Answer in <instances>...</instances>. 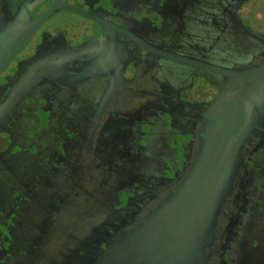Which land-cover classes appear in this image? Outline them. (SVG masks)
<instances>
[{
	"label": "flooded vegetation",
	"instance_id": "af4514ba",
	"mask_svg": "<svg viewBox=\"0 0 264 264\" xmlns=\"http://www.w3.org/2000/svg\"><path fill=\"white\" fill-rule=\"evenodd\" d=\"M65 1L86 10L100 23L75 13L91 24L83 35L60 26L49 28L55 12L34 30L0 72L2 76L20 66L12 81L0 79V104L12 103L0 117V135L3 132L7 138L0 146V259H5L7 248L16 243L26 249L43 245L48 255L44 244L50 245L59 232L73 238L72 245H77L78 250L85 251L86 247L90 255L100 257L101 243L93 241V237L85 243L84 233L96 232L94 220L100 213L109 214L116 206L130 213L131 208H136V203H131L133 183L124 179L116 193L106 177L110 172L115 178L121 173L137 176L141 172L145 177L143 163L133 159L139 153L161 171L160 181L151 179L156 187L153 198L163 197L169 205L159 212L156 222L160 228L156 231L172 239L175 246L174 252L155 254L154 263L264 264V127L260 126L262 119L264 126V75H253L245 81L168 55L239 73L264 66V30L242 14L249 0L240 3L239 19L223 0ZM41 2L0 0V44L9 48L11 41L27 32L36 20L29 22L32 14L44 3ZM259 2L256 16L261 13L264 18V0ZM129 35L146 41L152 49ZM90 37L101 46L86 43L85 49H74ZM24 48L30 53L18 59ZM4 51L0 52L1 59ZM93 53L96 56L90 58ZM114 56L121 60L117 72L112 63ZM133 65L140 66L142 74L124 80L126 71H135ZM146 77L170 87L147 91ZM27 79L31 82L21 83ZM199 80L209 86V97L204 102L186 96ZM116 89L131 96L121 99L123 106L109 97ZM66 99L76 107L88 101L93 105L91 113L103 122L98 104L125 119L133 118L127 110L132 103H127L134 102V113L147 117L136 116L141 124L135 125V139L141 146L124 143L119 147V142L103 136L108 130L83 125L66 127L64 121L73 116L62 111L61 104ZM219 114L227 117L224 119L228 124L221 123L218 134L212 125L221 122ZM57 119L62 124L56 123ZM129 121L128 127L132 128ZM106 141L112 144L107 147ZM90 161L97 166L96 174L102 175L99 169L104 171L101 187L106 194L85 191L82 177L84 170L94 167L87 163ZM167 182L173 185L171 189ZM115 198L123 203L115 206ZM212 198L221 200L212 204ZM89 205L92 214L85 211ZM176 211L186 220L170 219ZM178 221L186 223V228H181ZM171 222L175 223L171 228L178 231L163 234ZM29 230L33 236L27 235ZM111 253L108 264H131L123 260L122 254ZM94 259L95 264L101 262ZM135 263L144 264L142 258L132 264Z\"/></svg>",
	"mask_w": 264,
	"mask_h": 264
},
{
	"label": "rangeland",
	"instance_id": "374dc122",
	"mask_svg": "<svg viewBox=\"0 0 264 264\" xmlns=\"http://www.w3.org/2000/svg\"><path fill=\"white\" fill-rule=\"evenodd\" d=\"M259 3L260 2H257L256 0H249V4L243 10L242 14L246 16L244 17L248 21H250L253 24H256L259 28L264 30V18H262L263 15L259 13L258 16H256ZM260 8L262 9V7ZM66 11L65 10L56 11L55 15L48 22V27L54 28L60 26L61 28L69 32H75L78 35H83L85 29L91 26L90 22L82 19L73 12H69V11L66 12ZM27 48L26 49L24 48V50L20 53V55L17 56L18 59L30 53L29 49ZM114 58L115 60L112 61V63H115V65L117 66L116 67V72H117L118 68L120 67L119 62L121 60L119 59L120 58L119 56H114ZM133 67L135 68V71L128 70L123 74L122 78H124V80L129 79L130 81L132 78H135L137 74L139 75L142 74V70L140 66L138 68L135 67V65H133ZM110 74H113V72H110ZM148 83H152L153 85L149 86ZM144 85L147 86L146 90L150 92L154 91L152 87L155 86H159L161 88L170 87V85H167L166 82H162L161 80H154V78L152 79L148 78V81ZM208 87L209 86L205 84L204 80H199L198 85H196L190 91H186V96L188 98L195 97L197 100H200L199 102L201 101L204 102L209 97L210 92L207 93L208 91H206L208 90ZM109 97L114 101L116 105H120V106L124 105L121 103V99H127V97L128 99L131 98V96H129L125 90H121V89L114 90V93H111ZM147 97L150 98L152 96L151 94H148ZM132 98H134L135 100V97ZM137 100H139V98H137L136 101ZM6 102L7 101H5V103ZM130 103L132 104L129 105L127 110L130 111V114L133 115V118L126 117L125 119L123 117L120 118V116H115V114L110 113V111L108 110H105V108H103L104 107L103 105L100 104H98L97 106L95 105L98 111L103 114V118L105 119V121L103 122L102 120L97 119L96 116L91 113L90 108H92L93 105L88 103V101H86L85 103L79 102L76 107L74 103H71L70 101L67 102L66 99L63 100L61 104L62 111H69V116L72 114L73 116L69 117V119H66V121H64L63 124H65L66 127L68 128L70 126H73L74 128H78L79 126L83 125L85 126V128L92 127L94 129L99 128L105 131L108 130V132L105 133L106 135L104 134L103 136L105 138L107 136H110L109 137L110 141L119 142L120 143L119 147H123L124 143H128L130 147H139V145L141 146V144L137 145L138 141L137 139H135V133L138 130L135 128L136 127L135 125L136 124L140 125L141 123L137 121L136 116L137 115L141 116V118L144 119L146 116L143 114L134 113L135 110H133V107L137 105H134V102H129L127 104ZM139 105L142 106V104ZM174 105L177 109L178 108L180 109V105L177 104ZM3 106H2V110H3ZM8 108L10 107H7V109ZM17 109H20V107ZM117 112H121V111L117 110ZM1 114L2 111L0 112V117ZM97 116L102 118L99 115ZM130 119L132 122L131 124L133 125L132 128L128 127V124L130 123L129 121ZM56 123L62 124L59 119L56 120ZM229 123H231L229 128H232L233 127L232 122L230 121ZM59 124H55V126H58ZM66 127L64 128L66 129ZM111 129H113V131ZM61 134L58 137H61ZM88 135L89 134H86V136ZM140 136L142 140H146L142 135ZM110 141H106V144L108 145L107 147H109L112 144ZM6 142H7V138L2 132V135H0V146L4 145ZM133 159H135L136 161L139 160V162L143 163L144 168L142 169V171L145 177L141 175L142 173L141 172L140 174L138 173L137 176H135V174L134 175L130 174L128 176V174L123 175L121 173L122 176L117 175L115 178L114 172H110V176L106 177L107 178L106 181H108V179L109 181H112L109 184L112 186L111 188H113L114 192L116 193L120 190V186L123 187L122 184L124 183V179L131 181L133 183L132 185H134V190L131 196L133 199L131 203H136V208H131L132 210V211L130 210L131 213L126 209L123 208L121 209L117 207L116 204L118 205L119 203H123V201L119 200L118 198H115L112 204H114L117 209L115 211L114 210L111 211L109 214L100 213L99 215H97L96 221L94 220V223L96 224V228H95L96 232L92 233V231H89L88 233L87 232L84 233L85 234L83 238L84 240H88L89 237H93V241L99 240V243H101L102 245L101 250H103V253L101 254L100 257L99 256L96 257V255L94 254L90 255L89 253L91 250H87L89 252L83 251V249L81 251L78 250L77 247H75L77 245H72V242H75L73 238H70L69 236H66L64 233L59 232L58 234L54 235V237L51 239L50 245L44 244L45 247L48 246L47 248L49 252L48 255H46V250L44 249V247H42L43 245L40 247L35 246L36 248L28 247V249H26L27 246H24V248H22L20 247L21 244L18 245V243H16L12 247L9 246V248H7L6 257L5 259H0V264H30L29 261L31 262V264H95L93 263V261H95L94 258H96L97 261L98 260L101 261L98 264H108L110 261L109 259L112 257L113 254V253L110 254V252L112 251L116 252L118 256L122 254L123 260L125 258L128 260V262L130 261L131 264L140 258L143 259L144 264L145 263L156 264L154 263L155 254H159L163 252H167V254H169V252L173 251L172 249H174L175 246H173V244L171 243L172 239L163 238L159 235L158 231H156L158 230V228H160V225L158 224V222H156L157 218H159L158 217L159 212H161L163 206H167L168 204L164 202L163 197L158 198L156 200H154L153 198V194L156 191V189L155 190L153 189L156 187L152 185L151 179L154 178L156 179V181L158 180L160 181L163 178L160 175L161 171L159 168H156V166L149 163L150 161L149 159L146 158L145 154L137 153L136 158ZM87 163L91 164L92 162L90 161ZM91 166H94L93 163L91 164ZM137 166L139 168L138 169L139 171L141 168L139 165ZM96 167L94 166L88 168V171L84 170L82 179L84 180L83 182L84 187L85 189H87L85 191H87V193H95L99 196L100 195L99 193L106 194L107 191L106 189L101 187V185L104 184L103 179L101 177L104 175L103 174L104 171H102V169H99L98 171L101 172L102 175H100L99 173L96 174L95 173ZM108 171L110 170L108 169ZM142 184L143 187L147 186L145 190H143ZM166 185H168L167 186L168 189H171V187L173 186L171 185V183L168 182L166 183ZM100 197L104 198V196H100ZM187 207L189 206L187 205ZM147 208L150 209L146 210ZM183 209H186V205H184ZM87 210L92 214L93 212L92 205L87 206L85 211ZM85 211L84 213H86ZM128 213L131 214L130 218H128L129 217V215H127ZM179 217H181V219L186 220V218L184 216H181V213L177 211L171 214L170 219L172 218L178 219ZM176 223H178L181 228H186V223L182 224L179 221ZM171 224L172 225L169 224L167 228H164L163 234L167 235L168 233H171L172 235H174L175 231H178V229H176L175 227L173 229L171 228L175 225V223L171 222ZM146 225L149 226L146 227ZM96 233L98 234L99 237L95 235ZM33 234L34 232L29 230L27 235L33 236ZM179 245H182V243H180ZM146 249H148L149 251L148 254L147 253L145 254ZM165 264H167L166 261Z\"/></svg>",
	"mask_w": 264,
	"mask_h": 264
},
{
	"label": "water",
	"instance_id": "95a60500",
	"mask_svg": "<svg viewBox=\"0 0 264 264\" xmlns=\"http://www.w3.org/2000/svg\"><path fill=\"white\" fill-rule=\"evenodd\" d=\"M223 1L226 2L227 5L230 4L229 12H231L236 19H239V16L237 15V9H238L240 3L243 0H223ZM57 9H65V10H67L69 12H73V13L82 15L84 17H87L89 19H92V20L96 21L98 24L100 23V21L98 19H96L93 15H91L86 10L82 9L81 7H77V6L71 5V4L67 3L65 0H53L46 7V9L36 18V20L33 22V24L27 30V32L19 40H17V42H15L12 45L11 48L10 47L9 48L5 47L3 45V43L0 44V52L3 51V48L6 50V52L4 51V54H5L4 57L2 59H0V72L5 68V66L13 58V56L23 47V45L29 39V37L32 35V33L34 32V30L38 26H40L42 24V22L44 20H46ZM212 24H214V23L212 22ZM129 37H131L134 40H136L138 43H140L141 45H143L145 48L152 49L150 47V45L146 41L141 40L139 37L134 36V35H129ZM232 46L234 47V49H236L235 48L236 47L235 46V42H233ZM168 55L171 58H174V59H177V60H181L185 64H189V65L191 64V65H194V66H197V67H203V68L209 69V70H211V71H213L215 73L228 75V76H231V77H234V78H241L242 80H245V81H246V79H251V77L253 75H255V76L264 75V66L260 67L257 70L254 69L253 71H250L248 73H239V72H237L235 70H231V69H224L222 67L209 66L207 64L198 63V62L195 63L192 60L188 59L187 57L186 58L185 57H181V56L176 55V54H173V55L168 54ZM258 58H259V55H258ZM257 99L259 100V98H257ZM257 99H256V101H257ZM8 104H9V102H6L5 104H3L4 106L3 105L2 106L7 108ZM250 110H252V108H250ZM257 111H259V109ZM259 117H261V116L259 115ZM224 118L226 119L227 117H222L219 114L218 119L221 122L213 123V125H212L213 127L212 128H214L216 130V133H218V132H220L222 130L221 123H225L226 126H227L228 123L226 122V120ZM232 118H235V117H232ZM260 126L261 127H264L263 126V119H262V122L260 123ZM215 199L216 198H212V200L210 201V203L213 202L212 204H214L215 201H216V203L219 204L221 198H219L218 201L215 200ZM84 236H85V234H84ZM89 239H92V237H89ZM84 242L86 243L87 240H84ZM84 250L86 251V247H84ZM100 251H101V249H100Z\"/></svg>",
	"mask_w": 264,
	"mask_h": 264
},
{
	"label": "trees",
	"instance_id": "16d2710c",
	"mask_svg": "<svg viewBox=\"0 0 264 264\" xmlns=\"http://www.w3.org/2000/svg\"><path fill=\"white\" fill-rule=\"evenodd\" d=\"M52 0H47L46 2H44V0H42V2H44L39 8H38V10L35 12V13H33L32 15V18L30 19V23L31 22H33L44 10H45V8L49 5V3L51 2ZM257 2H259V1H261V0H256ZM41 2V3H42ZM38 6V5H37ZM59 9H57V10H55L52 14H54L56 11H58ZM22 35V33L21 34H19L18 36H17V38L16 39H14V41H11L10 42V44H9V47L11 48L12 47V45L18 40V38L20 37ZM87 43V44H86ZM81 44H83V45H81ZM81 44H78L79 46H77V48H74L75 50L76 49H85L87 46L86 45H93L94 47H98V46H101V45H99L98 44V42H97V40L95 39V38H92V37H90L89 39H88V41H86V42H82ZM86 44V45H85ZM116 45H119V43L118 44H116ZM96 56V53H93L91 56H90V58H94ZM2 57V56H1ZM1 57H0V59H1ZM104 58H106L105 60H108V57H104ZM21 59V58H20ZM21 61V60H20ZM19 70H20V66L18 65L17 66V68H15V71H7L8 73H5V74H2V76L0 75V79H3V80H11L12 81V78H13V75L14 74H17V73H19ZM9 75V76H8ZM144 75L146 76V73L144 72ZM154 80H156V79H154ZM146 81H148V79H147V77H146ZM31 81H30V79H27V80H25V81H23V82H21V83H24V84H27V83H30ZM148 85L149 86H152L153 84L152 83H148ZM145 87H147L146 85H145ZM152 89L154 90V91H158V90H160L161 88L159 87V86H155V87H152ZM163 91H165V90H163ZM145 93V92H144ZM143 93V94H144ZM164 95H167L165 92L163 93ZM8 96H12V94H9ZM4 104H5V102H4ZM12 103H9L8 104V106L7 107H9L10 105H11ZM2 105L3 104H0V112L2 111H4V110H6V107H3V110H2ZM13 116L11 115V118H12ZM14 118H12V120H13Z\"/></svg>",
	"mask_w": 264,
	"mask_h": 264
}]
</instances>
